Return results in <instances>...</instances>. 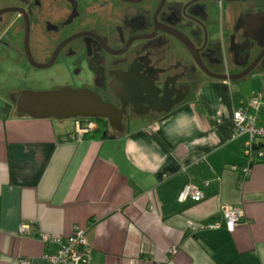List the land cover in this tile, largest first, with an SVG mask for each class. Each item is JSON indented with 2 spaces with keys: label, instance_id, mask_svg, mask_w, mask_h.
<instances>
[{
  "label": "crops",
  "instance_id": "obj_1",
  "mask_svg": "<svg viewBox=\"0 0 264 264\" xmlns=\"http://www.w3.org/2000/svg\"><path fill=\"white\" fill-rule=\"evenodd\" d=\"M250 80L251 91L243 80L205 78L176 108L137 126L108 125L104 136H74L87 117L0 104V264H50L46 254L77 226L87 230L91 264H264V158L251 164L249 136L234 134L235 109L255 91L264 102V74ZM188 182L205 198L181 201ZM230 207L245 214L235 230Z\"/></svg>",
  "mask_w": 264,
  "mask_h": 264
},
{
  "label": "flooded vegetation",
  "instance_id": "obj_2",
  "mask_svg": "<svg viewBox=\"0 0 264 264\" xmlns=\"http://www.w3.org/2000/svg\"><path fill=\"white\" fill-rule=\"evenodd\" d=\"M10 51L57 86L40 91H95L122 114L92 117L125 127L176 108L205 78L263 75L264 0H0ZM26 90L7 91L4 108Z\"/></svg>",
  "mask_w": 264,
  "mask_h": 264
},
{
  "label": "built area",
  "instance_id": "obj_3",
  "mask_svg": "<svg viewBox=\"0 0 264 264\" xmlns=\"http://www.w3.org/2000/svg\"><path fill=\"white\" fill-rule=\"evenodd\" d=\"M261 92L255 91L250 99L241 103L234 112V134L241 136L247 134V138L243 151L244 154L251 159V162L256 157H264V144H261L260 139L264 141V125L258 123L260 112L264 110V102L261 99ZM99 121L95 118H89L85 125L81 123V128L74 135L82 138L88 133H92L99 127ZM264 143V142H263ZM246 171L250 170V166L245 167ZM206 196L204 190L195 182H188L184 186L180 200L185 201L188 198H193L196 201L204 199ZM245 216L244 211L239 208L230 207L225 211L226 225L230 230H235L241 219ZM194 229H198L197 223H191ZM212 228L222 226L221 221H215L208 224ZM30 225L22 224L20 232L27 234L30 232ZM50 237V236H49ZM61 241V238H57ZM50 264H82L91 260L89 250V238L87 230L76 227V230L67 238L62 247L55 253H47ZM22 264H32L30 259L24 258Z\"/></svg>",
  "mask_w": 264,
  "mask_h": 264
},
{
  "label": "water",
  "instance_id": "obj_4",
  "mask_svg": "<svg viewBox=\"0 0 264 264\" xmlns=\"http://www.w3.org/2000/svg\"><path fill=\"white\" fill-rule=\"evenodd\" d=\"M234 77L220 79L232 81ZM238 78V77H237ZM172 107L164 111L172 110ZM17 109L36 117H80L100 116L121 120L122 110L106 102L103 97L89 89H63L51 91L26 90L18 98Z\"/></svg>",
  "mask_w": 264,
  "mask_h": 264
},
{
  "label": "rangeland",
  "instance_id": "obj_5",
  "mask_svg": "<svg viewBox=\"0 0 264 264\" xmlns=\"http://www.w3.org/2000/svg\"><path fill=\"white\" fill-rule=\"evenodd\" d=\"M6 55L9 57L3 58V53L0 52V96H4L7 91L10 92L12 90L22 91L24 89H30L40 91L57 88V86L53 85L49 79L38 75V73L31 68L29 63L24 62L19 58V55L16 52L10 51L9 53H6ZM252 82L253 81L249 78L243 80L240 85L243 84L242 86L245 88L248 87L249 91H251L252 87L250 88L249 86L252 85ZM6 101L7 98L3 97V100H0V104L5 105L7 103ZM145 121V118H135L131 123L134 122L133 125L137 126Z\"/></svg>",
  "mask_w": 264,
  "mask_h": 264
},
{
  "label": "trees",
  "instance_id": "obj_6",
  "mask_svg": "<svg viewBox=\"0 0 264 264\" xmlns=\"http://www.w3.org/2000/svg\"><path fill=\"white\" fill-rule=\"evenodd\" d=\"M86 117H91V118H93L94 119V117H92V116H86ZM96 118V117H95ZM99 119V118H98ZM99 129L98 130H96L95 132H93V135L92 136H104L105 134H104V131L106 130V126H108V125H103L102 124V121H99ZM105 127V128H104ZM87 135H89V133L87 134ZM262 158H264V157H262ZM258 159L259 158H255L253 161H258ZM253 161L251 162V164H253ZM212 222H215V221H212ZM212 222H209V223H212ZM208 223V222H207ZM206 225H208V224H206ZM198 229L196 230V231H194V232H196V233H198L199 232V230L201 229V226H200V224H198ZM198 231V232H197ZM84 264H91V263H88V262H85Z\"/></svg>",
  "mask_w": 264,
  "mask_h": 264
}]
</instances>
